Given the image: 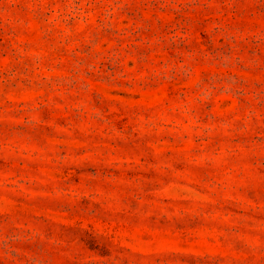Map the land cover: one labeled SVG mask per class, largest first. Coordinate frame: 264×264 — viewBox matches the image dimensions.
Segmentation results:
<instances>
[{"label":"rangeland","instance_id":"374dc122","mask_svg":"<svg viewBox=\"0 0 264 264\" xmlns=\"http://www.w3.org/2000/svg\"><path fill=\"white\" fill-rule=\"evenodd\" d=\"M0 264H264V0H0Z\"/></svg>","mask_w":264,"mask_h":264}]
</instances>
